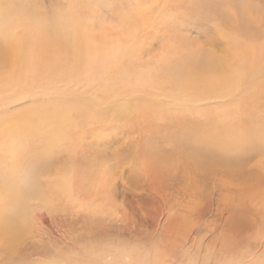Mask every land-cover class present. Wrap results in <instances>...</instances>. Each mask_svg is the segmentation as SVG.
<instances>
[{
	"label": "rangeland",
	"instance_id": "obj_1",
	"mask_svg": "<svg viewBox=\"0 0 264 264\" xmlns=\"http://www.w3.org/2000/svg\"><path fill=\"white\" fill-rule=\"evenodd\" d=\"M115 263L264 264V0H0V264Z\"/></svg>",
	"mask_w": 264,
	"mask_h": 264
},
{
	"label": "bare ground",
	"instance_id": "obj_2",
	"mask_svg": "<svg viewBox=\"0 0 264 264\" xmlns=\"http://www.w3.org/2000/svg\"><path fill=\"white\" fill-rule=\"evenodd\" d=\"M78 38V37H77ZM76 38V39H77ZM83 38V37H82ZM81 38V39H82ZM75 42V41H74ZM229 57V56H228ZM220 60H222L221 58H220ZM223 62H224V60H222ZM222 61H219V60H217L216 62H210V60H209V58L208 59H205V63H203V62H201V66L200 65H197L198 67H194V68H198V69H200V70H205V68H206V70L207 69H209V70H211V69H217V64H220L221 65V62ZM181 63L183 64V65H180V67H177L176 68V70H180V69H183V71H184V69L186 68V64L187 63H185V62H182L181 61ZM180 63V64H181ZM226 64V63H225ZM212 66V67H211ZM218 67H220V66H218ZM182 71V70H181ZM187 71H188V67H187ZM190 71H191V69H190ZM193 71V70H192ZM229 72V71H228ZM192 73V72H191ZM183 74V73H182ZM188 74H190L189 72H188ZM187 75V74H186ZM200 75V74H199ZM183 78V77H182ZM181 78V79H182ZM200 79V78H199ZM6 129V128H5ZM167 130V129H166ZM169 130V129H168ZM168 133V132H167ZM210 135V134H209ZM169 137V136H168ZM244 142L246 143V141L244 140ZM242 143V142H241ZM245 143H243V144H245ZM183 144H185V143H183ZM187 144V143H186ZM242 144V145H243ZM247 144V143H246ZM245 144V145H246ZM176 145V144H175ZM177 145H179L178 143H177ZM188 145V144H187ZM194 145H196V144H194ZM193 145V146H194ZM192 146V147H193ZM197 146V145H196ZM202 146V145H201ZM201 146H200V148H201ZM253 146H255V144L253 143ZM256 146H257V144H256ZM176 147V146H175ZM197 147H199V146H197ZM177 148V147H176ZM175 148V149H176ZM203 148V147H202ZM248 148V147H247ZM249 148H250V145H249ZM248 148V151L250 150V151H252L251 149H249ZM254 148V147H253ZM182 149V148H181ZM184 149V148H183ZM186 149V148H185ZM191 149V148H190ZM197 149V148H196ZM191 150H194V151H192V152H189V153H187V152H184L183 150H181V151H183V156H182V160H181V162L180 163H182V161H183V166H184V168H179L178 169V179L177 180H181L182 178H183V175H184V173H185V169H198V172L199 171H201V177H194V179L193 178H190L189 179V181L190 180H192V182L190 183V184H188V185H186V186H189V185H191L192 186V188L190 189L189 188V190H188V192H199L200 194H204V193H206V192H204V191H208V185H209V181H211L210 180V174H211V172L212 171H215V172H219V169H224V168H221V166L222 165H225V166H227V164H234L233 162L231 163L230 161H228L227 159H229V157H228V155H227V157L225 156L226 154H224L222 157H220L221 155H222V153H221V155L220 156H217V155H219L220 154V152L218 153V152H216V153H218L217 155H216V153H214L215 155H213V152L211 151V153H207V154H204V156H200V151H199V154L197 153L198 152V149L197 150H195V148L193 147V149H191ZM200 150V149H199ZM210 150V149H209ZM247 150V149H246ZM174 151H177V149L176 150H174ZM210 152V151H209ZM231 152V151H230ZM243 152V151H242ZM201 153H203V152H201ZM229 153V152H228ZM199 155V156H198ZM244 155V154H243ZM234 156V155H233ZM250 156V155H249ZM181 157V156H180ZM223 157H226L227 159V161L226 160H224V158ZM232 157V156H231ZM231 157H230V160H232L231 159ZM223 158V159H222ZM235 158V157H234ZM238 158V157H237ZM243 159V158H242ZM245 160V159H244ZM251 160V159H250ZM249 160V161H250ZM237 161V160H236ZM238 162V161H237ZM246 162V161H245ZM175 163H177V160L175 161ZM174 163V164H175ZM227 163V164H226ZM244 163V162H243ZM164 164V163H163ZM221 164V166H219ZM235 164H236V162H235ZM165 165H166V163H165ZM169 165V164H168ZM171 165H172V163H171ZM177 165H178V163H177ZM176 165V166H177ZM188 165H190V166H188ZM188 166V167H187ZM245 166H247L246 164H245ZM164 167V166H163ZM168 167L169 166H167V169H168ZM179 167V166H178ZM182 167V166H181ZM148 168V167H147ZM146 168V169H147ZM238 168V167H237ZM236 168V169H237ZM170 169V168H169ZM240 169H242V167L240 168ZM105 169H103V171H104ZM225 170V169H224ZM227 170H228V172L229 173H231L232 171H233V168L232 167H228L227 168ZM239 170V169H238ZM160 171H162V170H160ZM164 171H165V169H164ZM191 171V170H190ZM246 171V170H245ZM174 172H177V169L176 170H173V173ZM241 172V171H240ZM106 173V172H105ZM159 173V172H158ZM165 173V172H164ZM166 173H167V171H166ZM244 173V172H243ZM234 174H235V172H234ZM238 174V173H237ZM75 175V174H74ZM107 175V174H106ZM169 175V174H168ZM175 175V174H174ZM191 175V174H190ZM248 175H249V173H248ZM166 176V175H165ZM192 177V176H191ZM234 177V176H233ZM172 178V177H171ZM250 178V177H249ZM168 179V178H167ZM173 179V178H172ZM201 179H204L205 181H206V183L205 184H201V185H205V187H201L200 186V181H201ZM231 179V178H230ZM228 180V181H223V184L225 185V187H228L227 189H228V191H236V187H238V185H237V183H235V182H232L231 180ZM91 180V179H90ZM88 180V179H83L82 177L81 178H79V179H77V178H70V179H68L67 181H66V183H65V185H64V187H65V190H67L68 192H75L76 191V189L78 190V194H83L84 192H89V193H91L92 192V189H94L95 188V184L96 183H100V181H101V178H98V177H96V178H93V180ZM247 180H248V178H247ZM249 180H251V179H249ZM214 181V180H213ZM65 182V181H64ZM214 183V182H213ZM87 184V185H86ZM155 184V186H157V184L158 183H154ZM234 184V186L232 187V189H231V186ZM74 185H76V188H75V186ZM213 185V184H212ZM223 185V186H224ZM200 186V189L202 190V191H199L198 189H197V187H199ZM218 187H220V189L222 190V188H221V186H218ZM151 188H152V186H151ZM188 188V187H187ZM187 188H184V190H186ZM153 190H152V192H153V194L155 193L156 194V192L158 191V187H153L152 188ZM226 189V188H225ZM246 190V189H245ZM249 191H248V193L249 192H251V190L250 189H248ZM66 191V192H67ZM187 191V190H186ZM93 192H94V190H93ZM217 193V192H216ZM77 194V193H76ZM95 194H97V193H95ZM99 195H100V193H98ZM188 194V193H187ZM98 195V196H99ZM78 196V195H77ZM76 196V197H77ZM85 196V195H84ZM90 198V197H89ZM97 198V197H96ZM84 199L86 200L87 199V196H85L84 197ZM225 199H226V197H225ZM223 200V199H222ZM78 201V200H77ZM80 201V200H79ZM97 201V200H96ZM97 203V202H96ZM223 203V202H222ZM84 204V203H83ZM87 204V203H86ZM85 204V205H86ZM224 204V203H223ZM101 206V205H100ZM200 206V205H199ZM198 207V206H197ZM201 207V206H200ZM229 208V207H228ZM204 210V209H203ZM185 216H186V214H185ZM235 218V217H234ZM234 218L232 217V219H231V222H230V224L228 223L227 224V226H228V231H230V232H232V231H234V230H237L235 227V223H234ZM188 219V218H187ZM193 220V219H192ZM180 222H181V220H180ZM182 227V226H181ZM191 227V226H190ZM13 229H14V227H12ZM11 227H10V230L12 229ZM226 228V227H225ZM180 229H182V228H180ZM177 231V230H176ZM183 231H185V230H183ZM178 232V231H177ZM185 233V232H184ZM222 234V233H221ZM232 235H234L233 233H232ZM225 237V236H224ZM228 238H231L232 239V237L231 236H227ZM99 252H101V251H99ZM99 263H100V261H99ZM108 263V262H107ZM116 264V263H115Z\"/></svg>",
	"mask_w": 264,
	"mask_h": 264
}]
</instances>
